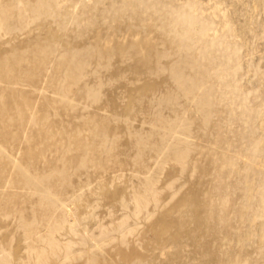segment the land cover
Instances as JSON below:
<instances>
[{"label":"rangeland","instance_id":"1","mask_svg":"<svg viewBox=\"0 0 264 264\" xmlns=\"http://www.w3.org/2000/svg\"><path fill=\"white\" fill-rule=\"evenodd\" d=\"M32 1L0 0V16L7 9L21 15L11 17L12 22L4 29L7 35L0 32L3 34L0 56L13 49L38 52L33 49L36 45L60 31L59 42L65 45L54 48L56 56L64 53L76 62L84 61L85 52H73L70 43L77 37L76 30L87 25L86 22L78 24L79 13L85 7H92L94 0H53L46 17L17 37L12 36L9 31L27 19ZM113 1L123 4L128 0H102L101 7L108 8ZM133 2L135 9L143 12L142 30L153 33L148 43H159L160 39L155 37L161 31L155 30L152 20L146 19V10L153 14L161 11V16L172 22L169 26L172 36L183 40L184 45L169 60L168 68L174 74L193 71L186 91L190 94V85H198L197 96L191 101L203 102V111L196 112L190 104L181 106L180 101L168 108L161 104L166 90L160 89L163 92L157 94L154 103L157 119L149 120L136 109L125 112L128 96H132L138 85L133 81L135 74L129 63L125 62L116 66L122 77L112 82L108 70L84 61L79 81L66 84L70 90L67 97L56 90L61 83L60 66L57 69L60 71L46 67L47 75L51 76L47 80L53 78V86L45 79L36 83L37 89L6 85L8 80L0 82V247L5 246V251H0V264H34L49 246L59 251V260L48 264H126L128 261L129 264H183L184 258L174 253L172 244L164 249L158 245L151 228L159 221V215L172 211L180 196L198 180L196 166L207 167L212 163L213 135L210 133L213 129L227 132L230 137L232 134L235 139L231 141V150L236 153L240 150L249 156L235 162L241 171L229 180L227 206L238 204L231 218L236 220L240 216L242 222L246 220L245 208L240 204L246 192L238 180L246 182L245 187L250 186L254 191L264 187V0ZM62 16L67 17L65 23ZM175 20L183 22L174 24ZM119 23L120 32L106 31L101 26L83 34L81 41L87 45L104 39L103 51L120 44L135 47L142 40L143 32L126 26L125 18ZM121 36L125 44L119 40ZM167 63L164 60L163 67ZM14 77L21 78L22 73H15ZM11 100L17 102L18 109L26 103L34 105L33 113L42 121L31 124L28 119L25 128L23 123L13 126L8 118H16L17 109L11 107ZM208 100L212 110L210 124L206 120ZM89 120L118 123L120 127L129 125L133 134L130 142L124 128L112 132L116 141L100 131L89 132L83 126ZM194 122L199 125L196 132H184V126ZM79 135L81 149L77 145ZM26 145L35 153L25 164L27 168L24 166ZM184 148L191 151L189 164L181 174L173 161ZM253 151L259 153L250 156L248 153ZM107 152L111 158H104ZM236 153L229 155L237 157ZM82 155L87 163L77 167L74 162ZM115 160L123 166H115ZM62 163L66 165V180H60L57 174ZM27 177V184H23ZM207 180L212 177L208 176ZM119 201H124L126 208ZM118 227L119 231L113 230ZM235 242L233 236L231 245L224 247L227 255L241 245L236 247ZM124 253L130 260L134 256V260H126ZM138 255L141 256L138 258Z\"/></svg>","mask_w":264,"mask_h":264},{"label":"bare ground","instance_id":"2","mask_svg":"<svg viewBox=\"0 0 264 264\" xmlns=\"http://www.w3.org/2000/svg\"><path fill=\"white\" fill-rule=\"evenodd\" d=\"M24 2L26 1H23V5L26 4H24ZM101 2L102 0H94V5L92 7H85L81 10L79 13L80 15L78 16L80 20L78 24L86 22L87 25L81 30H76L77 37L73 39L70 44L73 45V52H85L83 59L85 62L93 63L97 68L108 70L112 82H116L122 77V74L116 68L117 64L123 62L129 63V68L132 69L135 74L133 81L138 85L134 88L133 93L129 89L132 96L128 93L130 98L128 96L129 102H126L127 105L124 109L125 112L131 113L132 110L136 109L145 113L149 120H151L152 117L157 119V105H154L156 96L159 92L162 93L166 90L164 98L162 97L161 104L168 108H172L175 101H180L179 104L181 106L190 104L196 112L201 113L203 111L202 108L205 106L203 102L200 100L191 101L197 96L199 90L198 85H190L191 88L189 90H192L190 94L186 91V85L192 82L193 71H188L184 74H174L172 69L168 68L170 65L169 60L176 57L180 52L181 47L184 45L183 40H177L175 36H172V31L169 29V26L171 25L170 23L172 22H168V19L165 20L164 17L161 16V11L157 14H153L146 12V10V19L152 20L155 30L161 31V34H159L160 36L157 38L155 37L156 40L160 39L159 43L156 42L157 44H153L152 41V43H148V40H152L151 34L153 36V33H150L148 30H142V24L145 22L144 17L141 15L143 12L135 9L136 5L133 0H128L123 4L113 1L108 8L101 7ZM32 3V6L28 11L29 15L27 16V19H23V21L19 20L20 24L13 30L11 29L9 31L12 36L17 37L20 32L46 17L53 0H33ZM13 10L7 9L5 10L6 12L2 10L3 12L0 16V21L2 20L0 22V32H4L6 35L7 32L4 29L12 22L11 17L21 16L20 14L13 13ZM66 18V16H62L63 23L66 22ZM124 18L127 20L126 26L130 29L143 32L142 40L138 44L136 43L137 45L135 47L130 44L125 46L120 44L113 45L111 50L103 51L104 48H101V43L104 39L97 41L94 40V42L92 41V43L87 45H84L83 41H81L84 37L83 34L92 32L94 29L101 26H103L106 31L120 32L121 24L119 22ZM180 22L183 21L175 20L173 23L179 24ZM147 28H149V26ZM149 29L150 31L152 30L151 27ZM1 33L0 39L3 35ZM128 33L127 35H129ZM59 34L60 31L53 32L45 42L36 45L33 49H38V52L13 49L7 52L4 56L1 55L0 82L8 80L5 82L6 85H24L37 89L35 86L36 83L45 79L44 81L46 83L53 86V78L47 80L51 76L47 75L48 71L46 67H54V69L57 70L58 66H60L62 67V77L60 78L61 83H59L56 90L61 96L67 97L70 90L66 84L68 82L79 81L78 75L82 71L81 68L84 61L76 62L73 57H68L64 53H60L59 56H56L54 48L58 45H65L62 42H59ZM148 34L150 35V38H146ZM115 35L116 34L114 33L113 36ZM98 36L101 38L100 34H98ZM95 37L97 38V36ZM124 37L127 39L126 35ZM137 37H139V35ZM122 38L123 37L121 36V39L119 40H123ZM130 38H132L131 34ZM136 38H133V40ZM125 39L122 41L124 44L126 42ZM117 42L118 38L116 43ZM105 44L108 43L106 42ZM82 46H84V49ZM104 46L106 47V45ZM109 48L110 47H108V49ZM164 60L168 61L166 65L167 67H163L162 65ZM140 64H142V67H140ZM19 72L22 73V77H14V74ZM159 76H161V78H159ZM101 84L102 83H99L100 86ZM213 89L214 88L212 87V91ZM90 94L95 96L94 93ZM11 102H13L11 107L17 109L16 118H8V121L12 123L13 126H21L23 123L22 128H25L28 119H30L28 123L31 124H37L42 121V119L34 115V105L32 106L31 104L26 103L24 107L18 109V106L16 105L17 102L15 100H11ZM210 102L211 100H208V109L206 111V120L209 121V124L212 123V110L209 107ZM114 104H116V101L113 105ZM49 109L51 108L48 107V110ZM83 126H85L89 132L96 133L97 131H100L103 136L105 135L108 137L109 135L114 138L115 136H112L114 135L112 134L114 129L124 128L125 135L129 142L131 140V135H133L130 132L129 125H123L120 127L118 123L102 124L99 121L89 120L85 121ZM184 127V132L192 133L196 132L195 129H198L199 125L194 122V124H187ZM210 134L213 135L212 163L207 167L200 165L196 166L198 180L188 187L190 189L185 191L183 196H180L172 211L165 215L162 214L163 216L159 215L160 219L158 216L157 219H159V221H156L157 223H155L151 229L156 237L158 245L164 249L167 245L172 244L174 253L178 254L179 258H184L183 264H264V187L262 186L259 191H254L250 186L246 185L245 187L246 182L242 183L238 180L242 186L241 189L246 192L245 200L240 203L245 208L246 220L245 222H242L240 216H238L236 220L232 219L231 215L238 204H235V206L233 205V207L232 205L230 207L227 206V200L225 199L228 197L229 189L231 188L229 180L240 174L241 168L238 167L235 162L239 158L248 159L249 156H244L240 150H238L237 153L234 149L231 150V141L235 139L232 134L230 137L227 132L221 133L214 129ZM77 139L80 140L77 145L80 146L81 149L83 146V143H81L82 138L79 135ZM116 140L117 139L115 138V141ZM26 147L28 151L25 153L24 166L25 164H28L29 159L33 158L35 155V153L29 149V145H26ZM190 151L189 148L182 149L179 152L180 154L177 155L176 159L173 161V163L179 167L181 174H183L185 168L189 164ZM231 152L236 153L237 157L230 156L229 154H231ZM254 153L258 154L259 152L253 151L248 154L251 156L254 155ZM105 155L106 157L104 158H111L110 153L107 152ZM86 163V158L82 155L75 160L74 165L77 167H83ZM113 164L118 167L123 166V163L118 160H115ZM65 169L66 165L64 163L58 167L57 174L59 175L60 180H66ZM208 176H211L212 180H207ZM24 180L23 184H27V180L29 179L27 177L26 179L24 178ZM110 197L113 196H109L108 198ZM111 199L116 200L115 198ZM119 204L121 207L126 208V203L124 201H119ZM113 230L119 231V227ZM233 236L236 239L234 245L236 247L239 246V243H241V245L239 248H235L230 255H227V250H225L224 247L227 248V246L231 245ZM154 249L155 248H153V250ZM0 251H5L4 245L0 247ZM58 253L59 251L54 247L49 246L33 263L48 264L50 261L54 260L57 262V260H59ZM129 253L131 254L132 252L129 251ZM123 255L126 260L129 259L126 258L127 254L124 253ZM140 256L138 255V258ZM131 257L133 259L131 258L132 260H129L133 261L134 256ZM92 263L93 262L89 264Z\"/></svg>","mask_w":264,"mask_h":264}]
</instances>
